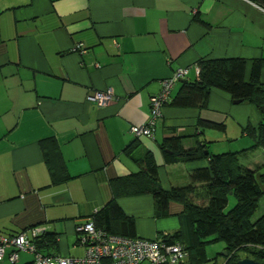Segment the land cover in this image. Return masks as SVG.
Masks as SVG:
<instances>
[{
  "label": "crops",
  "instance_id": "1",
  "mask_svg": "<svg viewBox=\"0 0 264 264\" xmlns=\"http://www.w3.org/2000/svg\"><path fill=\"white\" fill-rule=\"evenodd\" d=\"M220 59L245 60L250 80L253 62L264 60V9L249 0H0V236L42 227L56 242L42 254L81 258L76 228L112 201L114 181L150 162L165 191L190 185L192 173L208 167L206 156L235 154L243 168L264 173V148H253L262 112L253 104L212 89L205 108L172 106L183 82L197 81L200 61ZM179 69L189 72L153 136L132 135L148 121L161 82ZM107 89V105L87 101ZM172 138L184 150L204 147L205 158L166 163ZM116 202L137 237L187 239L182 203L158 217L149 194ZM261 217L264 196L250 221ZM221 243L206 246L205 259L187 252L181 264H224ZM33 262L20 252L15 264Z\"/></svg>",
  "mask_w": 264,
  "mask_h": 264
},
{
  "label": "trees",
  "instance_id": "2",
  "mask_svg": "<svg viewBox=\"0 0 264 264\" xmlns=\"http://www.w3.org/2000/svg\"><path fill=\"white\" fill-rule=\"evenodd\" d=\"M249 1L264 9V0ZM198 67L197 81L183 82L172 106L205 108L212 89L227 93L233 102L253 104L262 112L253 148H264V84L260 80L264 60L253 62L248 82L245 80L246 61L243 59L205 60L200 61ZM201 125L222 128L207 122H201ZM164 151L168 164L205 158L204 147L184 150L178 138L168 139ZM206 158L209 160L208 167L194 171L190 185L170 191L162 189L157 168L150 162L146 169L114 181V198L90 219L103 232L134 238L137 237L134 222L122 212L117 198L149 194L158 217L166 214L170 202H180L184 205L189 234L185 241L177 234L165 239L166 242H180L196 259H205L206 246L222 242L227 253L224 264H238V261L246 258L264 264V217L255 223L250 221L258 209L259 199L264 196V173H259L260 169L252 171L243 168L235 154ZM230 195L235 198L236 204L226 211ZM34 244L41 253L54 247L56 242L52 235L44 233L34 240Z\"/></svg>",
  "mask_w": 264,
  "mask_h": 264
},
{
  "label": "built area",
  "instance_id": "3",
  "mask_svg": "<svg viewBox=\"0 0 264 264\" xmlns=\"http://www.w3.org/2000/svg\"><path fill=\"white\" fill-rule=\"evenodd\" d=\"M82 48L78 45L76 50L83 52ZM188 72L189 69H179L171 78L161 82L160 91L150 98L148 121L142 126L131 127L132 135L148 138L153 136L156 122L161 118L162 109L169 102L175 84ZM113 99L111 89L95 91L87 97L89 103L100 107ZM76 232L79 244L85 248L84 257L44 255L38 252L34 240L40 238L45 229L33 227L17 235L0 236V262L7 257L11 264H15L20 252L32 253L33 264H181L187 257V251L180 242L169 244L165 240L111 235L97 229L91 219L79 225Z\"/></svg>",
  "mask_w": 264,
  "mask_h": 264
},
{
  "label": "water",
  "instance_id": "4",
  "mask_svg": "<svg viewBox=\"0 0 264 264\" xmlns=\"http://www.w3.org/2000/svg\"><path fill=\"white\" fill-rule=\"evenodd\" d=\"M234 103L235 104H239V103H241L240 101H234ZM262 111H264V110H262ZM227 256V253L226 252H224L223 253V257H226ZM238 264H260V263H258V262H255V261H253V260H251V259H242V260H240V261H238Z\"/></svg>",
  "mask_w": 264,
  "mask_h": 264
},
{
  "label": "rangeland",
  "instance_id": "5",
  "mask_svg": "<svg viewBox=\"0 0 264 264\" xmlns=\"http://www.w3.org/2000/svg\"><path fill=\"white\" fill-rule=\"evenodd\" d=\"M234 205H235V203H234ZM233 205V206H234ZM233 206L232 205H230V206H227L228 208H226V211H228V210H230L231 208H233ZM218 245V244H217ZM220 245H222L223 246V243H221ZM211 247H215V246H210V247H208V252L210 251V253H211V249H213V248H211ZM216 252H218V251H216ZM225 251H221V255H223V253H224ZM209 253V254H210ZM223 257H221V256H219L218 254H217V259H218V262H220V261H222L223 259H222Z\"/></svg>",
  "mask_w": 264,
  "mask_h": 264
}]
</instances>
